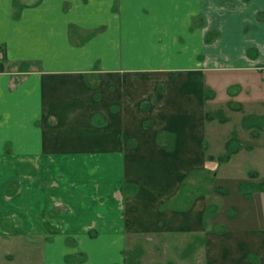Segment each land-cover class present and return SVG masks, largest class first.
<instances>
[{"label":"crops","instance_id":"0c3cea01","mask_svg":"<svg viewBox=\"0 0 264 264\" xmlns=\"http://www.w3.org/2000/svg\"><path fill=\"white\" fill-rule=\"evenodd\" d=\"M263 100L264 0H0V264H264L228 223L261 174L227 204L240 146L207 138L224 108L259 137Z\"/></svg>","mask_w":264,"mask_h":264},{"label":"rangeland","instance_id":"374dc122","mask_svg":"<svg viewBox=\"0 0 264 264\" xmlns=\"http://www.w3.org/2000/svg\"><path fill=\"white\" fill-rule=\"evenodd\" d=\"M226 74H228L229 78L230 77H234L233 79H237V77L240 76L241 73L239 72H235V71H230L229 73L226 72ZM235 85V84H234ZM242 85V84H241ZM236 86V85H235ZM242 90L241 93L238 92V96L237 94H234V98L231 97V100L229 99V101H231V103L233 104H237L238 101L239 103L243 102L242 98L247 97V96H251V92L252 89L249 87H245L244 85L242 86V88H234V91L236 90ZM231 91V90H229ZM222 93H226V91L222 90ZM225 102V101H224ZM261 102V101H260ZM256 107L257 111L259 113H264V100L258 104H254L253 101H250L249 103H246L244 108L246 109V113L252 111V109ZM231 108V106H230ZM223 110V111H222ZM220 111L216 110L215 115H217L218 117H224V116H229V120L226 121H220L217 120L219 119L217 117L216 121H213L212 123H210L208 125V131L210 132L208 134V143H210L211 146L214 145H218L220 148L223 138L226 137V140L223 142L225 149H227V144L230 142H235L237 143L238 147L240 146V153L238 154V156H236V162H234L232 165H223L222 166V172H225V170H233L230 174L228 175H224V177H222V179H214L212 185H215L217 188H219V184H223L225 187L230 188L231 189V194L228 197V199L226 200V203H234V202H238V196H236V191H238V181H237V177L235 176V168L241 170V172H252V173H260L261 177L260 181H264V130L260 132V134H258L259 137L257 138H251L248 142V144H239L238 139H245L247 138L248 134L241 132H237L236 135L234 134V130H236L238 128V126L240 124L243 123L242 118H243V112H241L240 109H231L226 110L225 108L222 109ZM239 111V112H238ZM213 112V111H210ZM220 112V113H219ZM248 121V120H247ZM246 122V120L244 121ZM230 135V136H229ZM232 136H235V138H233ZM239 139V140H240ZM241 141V140H240ZM249 145V146H247ZM247 146V147H246ZM249 149H252V151H250ZM218 171V169L216 170ZM246 183V182H245ZM248 186H245V188L247 189ZM264 189V184L261 186H256L254 191L252 192L253 196H250V198L248 197L247 199H252L251 202L249 204H252L253 206H250V208H252L253 210L251 211V219L250 220H246V218H240L239 220L237 219H231L228 221V223L232 222V223H236V225L238 226H248L251 225L253 227H264V212H262L260 210L259 207V203L263 202V208H264V194L261 195V193L256 192L259 190ZM235 192V193H234ZM262 192V191H261ZM256 195V197H255ZM255 197V200H254ZM236 199V201H235ZM262 199V201H261ZM244 205H246V202H243ZM241 217V216H239ZM51 228V227H50ZM135 237V235H134ZM135 241V239H134ZM146 245L151 246L153 245V243L151 242H146ZM127 250H128V255H129V264H136L137 260V244H135V242H129L127 244ZM146 250H148V252L151 253V249H148L146 247ZM1 251V250H0ZM189 253V252H188ZM167 254L169 255V251H167ZM171 255V254H170ZM169 255V256H170ZM15 264H23L20 260H17Z\"/></svg>","mask_w":264,"mask_h":264}]
</instances>
